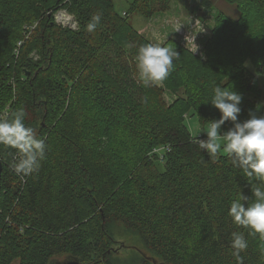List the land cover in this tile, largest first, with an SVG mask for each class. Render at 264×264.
I'll return each instance as SVG.
<instances>
[{"label": "trees", "instance_id": "16d2710c", "mask_svg": "<svg viewBox=\"0 0 264 264\" xmlns=\"http://www.w3.org/2000/svg\"><path fill=\"white\" fill-rule=\"evenodd\" d=\"M202 1L217 10L206 58L169 38L179 57L155 86L137 78L138 48L151 41L131 15L144 22L175 2L193 12L191 0H128L122 11L113 0H0V115L24 109L47 145L23 177L9 167L16 150L0 145V264H237L234 231L248 242L243 264H264V240L227 215L232 200L254 201L251 185L226 154L201 150L188 122L219 118L203 104L217 84L243 95L241 120L264 102V0ZM62 10L76 28L57 22ZM131 232L154 256L118 240Z\"/></svg>", "mask_w": 264, "mask_h": 264}, {"label": "clouds", "instance_id": "9594fccd", "mask_svg": "<svg viewBox=\"0 0 264 264\" xmlns=\"http://www.w3.org/2000/svg\"><path fill=\"white\" fill-rule=\"evenodd\" d=\"M101 19L102 14L92 15L85 25L86 31L95 33ZM180 29L181 26H178L176 31ZM178 57L179 52L166 46L163 40L139 46L135 56L138 80L145 85L162 86L170 75L173 61ZM242 100L240 92L215 85L213 95L203 104L218 110L219 118H214L203 129L197 125L195 133H199L198 136L192 128H189V132L210 158L226 154L247 179L254 201L248 203L247 196L232 200L227 215L238 228L247 229L250 235L259 234L260 239L264 240V115H257L264 102H258L255 110H249V118L241 120ZM25 117L22 108L10 115H0V145L16 150L17 158L9 167L21 177L39 170L46 158L47 147L46 138H38L34 129L26 126ZM226 124L230 126L225 128ZM201 133L204 134L203 138ZM231 236L232 255L237 264H243L241 253L248 248L245 234L234 231Z\"/></svg>", "mask_w": 264, "mask_h": 264}, {"label": "rangeland", "instance_id": "374dc122", "mask_svg": "<svg viewBox=\"0 0 264 264\" xmlns=\"http://www.w3.org/2000/svg\"><path fill=\"white\" fill-rule=\"evenodd\" d=\"M113 1L119 11L128 9V0ZM191 3H194V5L196 6L193 12L191 9L186 7V4L175 2L172 9H170L169 11L154 15L144 22L140 20L137 13H133L130 20L134 25L140 28V32L146 35L150 39L151 43H157L160 40H163L165 43L169 38H174L177 42H179L183 47H185L192 53H194V50L197 49L194 54L204 59L206 58V52L204 50L205 43L212 37L217 10H215V8L210 3H206L202 0H191ZM219 5L221 7H224L226 10H229L231 8V6L229 8V5L222 1H219ZM58 14L62 15L63 17L59 19V22H61L59 24L63 26L74 27L73 25H71L74 23L72 17H75L74 14L68 13L65 10L60 11ZM69 17H71L70 20ZM175 18H177L178 20H175ZM67 21L70 25L67 24ZM178 26H181V29L179 31H176V28ZM189 36L191 37L189 38ZM247 68L248 70H252L253 72L255 71L250 62H247ZM255 73H257V77L260 78L264 84V68ZM164 96L169 103L175 99L174 92L172 93L169 88L165 90ZM188 122L193 132L195 133L196 126L199 125L196 117L190 116ZM119 228H115L116 236L122 230ZM120 239L125 240L128 245L135 247L141 252L146 253L150 256H154L151 251H149L145 247L143 241L137 234L131 232L124 237L118 238V240ZM156 258L160 259L158 257ZM13 264H19V261L16 260Z\"/></svg>", "mask_w": 264, "mask_h": 264}, {"label": "water", "instance_id": "95a60500", "mask_svg": "<svg viewBox=\"0 0 264 264\" xmlns=\"http://www.w3.org/2000/svg\"><path fill=\"white\" fill-rule=\"evenodd\" d=\"M3 173V163L0 159V188H1V179ZM49 264H83L77 257H67L63 260H52ZM160 264V263H159Z\"/></svg>", "mask_w": 264, "mask_h": 264}, {"label": "built area", "instance_id": "2783aa9c", "mask_svg": "<svg viewBox=\"0 0 264 264\" xmlns=\"http://www.w3.org/2000/svg\"><path fill=\"white\" fill-rule=\"evenodd\" d=\"M124 14H126V11H124ZM62 17V15H60V14H56V20H57V22L58 23H61V22H59V19ZM73 17V20H74V23L73 24H71V25H73L74 27H72V28H76L77 27V21L75 20V17L74 16H72ZM63 18V17H62ZM70 18L71 17H69V20H70ZM68 20V21H69ZM68 21H67V24H68ZM68 25H70V24H68ZM191 36H189V38H190Z\"/></svg>", "mask_w": 264, "mask_h": 264}]
</instances>
